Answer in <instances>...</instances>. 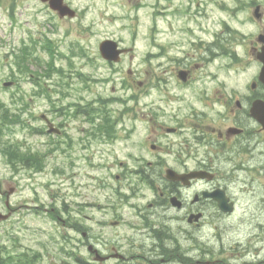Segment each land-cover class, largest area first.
I'll use <instances>...</instances> for the list:
<instances>
[{
	"label": "flooded vegetation",
	"instance_id": "af4514ba",
	"mask_svg": "<svg viewBox=\"0 0 264 264\" xmlns=\"http://www.w3.org/2000/svg\"><path fill=\"white\" fill-rule=\"evenodd\" d=\"M152 9L146 53L120 63L99 55L115 72L136 61L123 96L59 91L55 120L42 115L37 129L57 174L87 163L108 173L102 201L88 204L101 229L74 226L81 239L61 249L0 247V264H264V0H154ZM230 219L248 222V236L206 242L208 225ZM241 241L247 258H214Z\"/></svg>",
	"mask_w": 264,
	"mask_h": 264
},
{
	"label": "rangeland",
	"instance_id": "374dc122",
	"mask_svg": "<svg viewBox=\"0 0 264 264\" xmlns=\"http://www.w3.org/2000/svg\"><path fill=\"white\" fill-rule=\"evenodd\" d=\"M153 2L67 0L77 11V17L60 19L40 0H0V101L9 108L13 120V123L0 120V212L10 214L8 221H0L1 245L20 249L27 245L45 246L55 250L71 247L75 239H81L74 226L101 229L96 222L101 219L98 208L88 204L102 201L101 191L96 188L100 179L108 175L105 170L92 171L87 163L75 171L67 168L62 175L57 174L56 157L50 154L43 160L46 161L45 171L36 173L24 166L13 167L6 156L8 149L13 147L19 152L23 148V151L31 150L32 153H48V146L44 145L49 138L38 135L33 129L43 127L42 115L55 120L56 105L53 102L59 99L56 92L89 89L109 97L123 96L121 77L127 74V70H136V61H129L127 57L117 68L120 71L115 72L100 60L99 47L102 42L113 40L128 48L129 53H146L152 37ZM162 25L160 21L158 28L161 31L165 28ZM47 38L52 41L50 52L59 55L53 66L63 68L67 78L49 68L50 53L44 49ZM24 47L29 48L32 55L28 68L19 73L15 60ZM73 54H85L89 60L75 57L71 68L68 58ZM47 71L50 77L44 76ZM80 73L88 77L87 82L79 78ZM6 82H14V85L4 87ZM41 88L48 90L52 100L33 95ZM132 93L128 91L126 96ZM14 116L18 122H14ZM86 217H93V221ZM205 231L206 242L210 240V245L214 243L219 247L215 237H224L230 246L239 242L237 239L248 236L249 225L230 219L212 223ZM248 243L250 246L249 238ZM241 244L243 247L231 248L223 256L219 250L214 258L229 261L233 257L235 261L237 252L246 253L247 258L246 241ZM207 259L212 258L207 256Z\"/></svg>",
	"mask_w": 264,
	"mask_h": 264
},
{
	"label": "water",
	"instance_id": "95a60500",
	"mask_svg": "<svg viewBox=\"0 0 264 264\" xmlns=\"http://www.w3.org/2000/svg\"><path fill=\"white\" fill-rule=\"evenodd\" d=\"M43 2H49L50 7L58 11L61 17L69 15L73 17L75 12L71 11L67 6L64 5V0H42ZM101 53L104 58L112 61H119L121 51L117 50V44L115 42L106 41L101 45ZM9 86L10 84H5ZM7 217L0 215V220H5Z\"/></svg>",
	"mask_w": 264,
	"mask_h": 264
},
{
	"label": "trees",
	"instance_id": "16d2710c",
	"mask_svg": "<svg viewBox=\"0 0 264 264\" xmlns=\"http://www.w3.org/2000/svg\"><path fill=\"white\" fill-rule=\"evenodd\" d=\"M28 55L29 54L26 51V52H24L22 57L17 59L18 64L22 65L25 69L28 68V64L30 63ZM10 117H11L10 111L0 101V120L8 121L10 119ZM7 155L9 157L10 161H12L13 164H16V163L22 162V161H28V158L23 156L19 152V149L15 148V147L8 149Z\"/></svg>",
	"mask_w": 264,
	"mask_h": 264
},
{
	"label": "bare ground",
	"instance_id": "6f19581e",
	"mask_svg": "<svg viewBox=\"0 0 264 264\" xmlns=\"http://www.w3.org/2000/svg\"><path fill=\"white\" fill-rule=\"evenodd\" d=\"M253 96V95H252ZM8 253V252H7ZM6 255V254H5Z\"/></svg>",
	"mask_w": 264,
	"mask_h": 264
}]
</instances>
